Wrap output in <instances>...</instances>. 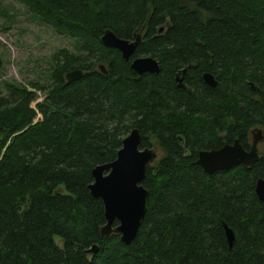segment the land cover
I'll return each mask as SVG.
<instances>
[{
    "label": "trees",
    "instance_id": "1",
    "mask_svg": "<svg viewBox=\"0 0 264 264\" xmlns=\"http://www.w3.org/2000/svg\"><path fill=\"white\" fill-rule=\"evenodd\" d=\"M16 1L79 51L53 54L49 87L0 92V264H264V202L254 190L264 155L212 174L196 161L264 128V0ZM107 29L140 37L129 59L102 43ZM142 55L159 72H135L131 60ZM76 68L82 76L68 82ZM135 127L140 148L152 136L164 153L146 168V212L125 244L101 236L104 206L88 185Z\"/></svg>",
    "mask_w": 264,
    "mask_h": 264
},
{
    "label": "water",
    "instance_id": "2",
    "mask_svg": "<svg viewBox=\"0 0 264 264\" xmlns=\"http://www.w3.org/2000/svg\"><path fill=\"white\" fill-rule=\"evenodd\" d=\"M160 27L159 31H162ZM101 41L108 47L118 49L124 59H129L140 42V37L124 39L118 37L112 30L107 29L101 36ZM130 67L142 74L144 72H159V64L151 56H139L131 60ZM102 72H106L100 65ZM184 71V70H183ZM83 70L76 68L65 73L68 82L79 79ZM205 83L216 86L217 80L211 73L202 75ZM253 86V85H252ZM253 145L250 152H245L238 140L232 145H224L216 150H201L198 153L197 163L203 170L212 174L218 170H227L232 166L242 163L251 165L257 158L256 144L263 138L261 130L256 129ZM142 135L138 128H132L123 138L122 145L118 149L116 158L108 163L98 164L91 170L92 182L88 185L90 194L94 198H100L104 206L105 224L100 228L102 237L110 234H118L120 240L128 244L136 236L141 220L146 212V200L148 190L142 185L146 175V168L156 158V150L152 147L140 148ZM255 193L259 200L264 202V177H260L255 183ZM223 228L229 245H232L234 234L230 227L223 222ZM96 244L86 249L94 253Z\"/></svg>",
    "mask_w": 264,
    "mask_h": 264
},
{
    "label": "rangeland",
    "instance_id": "3",
    "mask_svg": "<svg viewBox=\"0 0 264 264\" xmlns=\"http://www.w3.org/2000/svg\"><path fill=\"white\" fill-rule=\"evenodd\" d=\"M168 23L164 25L166 29ZM60 49L77 53V40L57 33L50 25L35 16L16 0H0V92L5 94L7 83L19 84L31 89V83L49 87L53 83V54ZM143 56V55H142ZM36 101L44 98L42 91L35 92ZM156 148L157 159L163 150L150 138ZM262 144L259 145L261 148ZM55 241L62 245V241Z\"/></svg>",
    "mask_w": 264,
    "mask_h": 264
},
{
    "label": "flooded vegetation",
    "instance_id": "4",
    "mask_svg": "<svg viewBox=\"0 0 264 264\" xmlns=\"http://www.w3.org/2000/svg\"><path fill=\"white\" fill-rule=\"evenodd\" d=\"M183 74H184V71L183 70H181V71H178L177 73H176V75H175V80L177 81V83L179 84V86H183V87H185V85H184V82H183ZM203 75V74H202ZM215 78V77H214ZM203 79V78H202ZM216 79V78H215ZM204 81V80H203ZM217 84H218V81H217ZM214 87V86H213ZM254 87V86H253ZM256 129H260L261 130V135L263 136V138L262 139H260L258 142H257V144H256V154H257V158H256V160H254V162H252V164L251 165H247V166H245V165H243L242 163H240V164H237V165H234V166H232V167H235V166H238V165H242V166H244V167H247V168H250V167H252L253 166V164L255 163V162H257L263 155H264V128L263 127H261V126H258V125H254V126H252L249 130H248V132L246 133V135H245V138H244V141H242V140H240L238 137H235L231 142H224L222 145H220L219 147H217V148H213V149H207V150H216V149H220V148H222L224 145H232L233 144V142H234V140H238V142H239V144L241 145V147L243 148V150L245 151V152H250V150H251V148H252V145H253V141H254V137H255V134L257 133L256 132ZM220 134H222V133H220ZM260 144H262V146H261V148H259V145ZM150 147H152V145L150 146ZM155 150H156V148H155ZM202 150H206V149H202ZM201 151V150H200ZM199 151V152H200ZM198 152V153H199ZM157 151H156V158H155V160H157ZM197 158H198V154H197ZM155 160L153 161V163L155 162ZM153 163H151V164H153ZM231 167V168H232ZM230 168V169H231ZM260 178V177H259ZM256 183V182H255Z\"/></svg>",
    "mask_w": 264,
    "mask_h": 264
}]
</instances>
